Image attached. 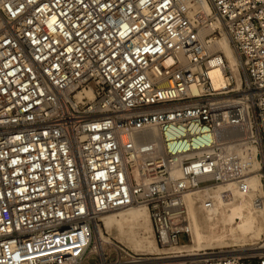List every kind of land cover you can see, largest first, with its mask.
Here are the masks:
<instances>
[{
  "label": "built area",
  "instance_id": "obj_1",
  "mask_svg": "<svg viewBox=\"0 0 264 264\" xmlns=\"http://www.w3.org/2000/svg\"><path fill=\"white\" fill-rule=\"evenodd\" d=\"M251 147L264 186V0H0V264H153L98 217L142 204L189 241L184 196L245 193ZM208 252L156 264H264Z\"/></svg>",
  "mask_w": 264,
  "mask_h": 264
},
{
  "label": "bare ground",
  "instance_id": "obj_2",
  "mask_svg": "<svg viewBox=\"0 0 264 264\" xmlns=\"http://www.w3.org/2000/svg\"><path fill=\"white\" fill-rule=\"evenodd\" d=\"M206 9H208L207 3ZM212 25L215 24L212 23ZM209 47L211 50L220 51L223 54L227 67L232 71L236 84H238L239 62L225 36L221 34L215 37ZM211 81L214 86L223 82V77L218 70L211 72ZM254 153V147L242 149L239 152L243 160L248 159L251 162L250 172L244 177L245 183L248 185V190L245 193L240 192L233 182H226L213 184L184 196L183 202L186 206V225L190 243H176L160 249L156 245L155 238L153 237L154 241L152 239L154 234L149 212L147 207L142 204L101 214L94 226L96 237L103 240L109 239L104 235L103 229H105L110 236L126 242L135 250H142L145 255L159 254L161 251L169 254L149 257L148 260L153 264L199 257L209 253L201 250H206L214 244L242 243L264 237V190L257 171L259 165L254 158ZM205 199L211 200L209 208L203 205ZM263 248L264 244H261L253 246L249 251L253 252ZM239 249L235 248L230 253H223L222 250L214 252L234 256L241 252Z\"/></svg>",
  "mask_w": 264,
  "mask_h": 264
},
{
  "label": "rangeland",
  "instance_id": "obj_3",
  "mask_svg": "<svg viewBox=\"0 0 264 264\" xmlns=\"http://www.w3.org/2000/svg\"><path fill=\"white\" fill-rule=\"evenodd\" d=\"M263 190H264V186H263ZM135 206H139L138 204L137 205H135ZM135 206H133V207H135ZM141 206V205H140ZM109 213H111V212H109ZM103 231H105L104 232V235L107 237V238H109V239H111V240H114L115 242H118V243H120L121 245H123V246H125L126 248H128L130 251H132V252H134V253H140V254H144V252L142 251V250H140V249H133V248H131L130 246H128L127 245V243L126 242H124V241H122V240H119L118 238L116 239L115 237H113V236H110L109 235V233H107L106 232V230L105 229H103ZM154 235H152V239H153V241H154ZM189 239H190V237H189ZM180 241L181 242H179V243H190V241L191 240H189V241H187V240H185V236H181L180 237ZM155 243V242H154ZM126 244V245H125ZM228 244V245H227ZM261 244H264V237H261V238H258V239H253V240H247V241H245V242H234V243H223V244H221V245H213V246H209L210 248H208V249H206V250H201V251H221V252H223V253H230V252H232L235 248H240L239 250L241 251L240 253H238V254H236V255H250V254H253V253H255V252H260V251H264L263 249H261V250H256V251H253V252H251V251H249L251 248H253V246H258V245H261ZM157 245V244H156ZM223 246V247H222ZM231 246V247H230ZM237 246H239V247H237ZM244 246V247H243ZM247 246V247H246ZM251 246V247H250ZM158 247L160 248V249H164V248H166V247H161L160 245H158ZM235 247V248H234ZM198 251H200V250H198ZM165 256V255H169V254H167V253H165L164 251H161L159 254L158 253H156V254H154V255H151L152 257H156V256Z\"/></svg>",
  "mask_w": 264,
  "mask_h": 264
}]
</instances>
